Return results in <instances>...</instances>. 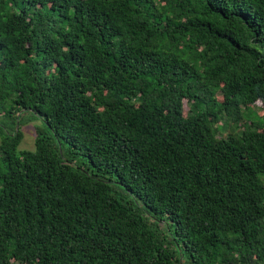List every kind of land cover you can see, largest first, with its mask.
I'll return each mask as SVG.
<instances>
[{
    "label": "trees",
    "instance_id": "16d2710c",
    "mask_svg": "<svg viewBox=\"0 0 264 264\" xmlns=\"http://www.w3.org/2000/svg\"><path fill=\"white\" fill-rule=\"evenodd\" d=\"M0 264H264V0H0Z\"/></svg>",
    "mask_w": 264,
    "mask_h": 264
},
{
    "label": "rangeland",
    "instance_id": "374dc122",
    "mask_svg": "<svg viewBox=\"0 0 264 264\" xmlns=\"http://www.w3.org/2000/svg\"><path fill=\"white\" fill-rule=\"evenodd\" d=\"M262 112H257V115H260ZM36 128H41V123L37 120L31 121L27 124H25L21 128V133H22V139L17 146V151L21 150H32V143H33V136H32V127ZM32 128V129H31Z\"/></svg>",
    "mask_w": 264,
    "mask_h": 264
}]
</instances>
